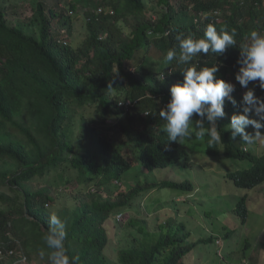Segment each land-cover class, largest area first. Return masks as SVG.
I'll return each instance as SVG.
<instances>
[{"label":"trees","instance_id":"obj_1","mask_svg":"<svg viewBox=\"0 0 264 264\" xmlns=\"http://www.w3.org/2000/svg\"><path fill=\"white\" fill-rule=\"evenodd\" d=\"M59 2L48 5L36 0L27 22L11 21L0 3V186L10 191L0 193V264L17 256L22 260L19 251L29 262L41 258L40 250L47 253L43 237L51 209L59 204V187L52 182L39 187L33 183L58 168L56 177L63 190L85 191L82 197L69 195L74 203L58 212L66 223L65 247L72 264H108L112 240L107 221L116 215L120 222L117 215L135 210L136 200L150 190L169 188L179 191L177 196L195 189L189 179L157 182L148 176V171L188 165L192 160L182 144L172 142L165 148L166 122L159 116L171 98V87L183 82L181 72L188 67L216 65V77L235 85L232 97L237 106L225 98L227 115L217 121L223 144H207L208 152L250 161L248 168L227 173L237 186L264 184V150L258 154L242 146L228 130L244 94L235 80L240 67L238 45L252 30L264 34V0H111V10L102 1L99 12H85L88 36L78 48L64 40L73 33V17L66 12L77 6L71 2L60 7ZM209 24L217 31L236 29L237 46L219 56L198 54L186 65L165 61L168 50L179 54L177 36L203 38ZM150 43L159 47V59L144 54ZM255 92L264 97L258 87ZM90 111L102 127L96 125L81 136L75 118L78 112L87 118ZM133 172L135 184L128 180ZM249 211L245 195L234 213L245 224ZM129 222L137 224L136 219ZM191 236L192 230L179 222L174 232L162 233L150 246L115 249L122 264H185L200 243H191ZM44 258L49 264L47 255Z\"/></svg>","mask_w":264,"mask_h":264},{"label":"rangeland","instance_id":"obj_2","mask_svg":"<svg viewBox=\"0 0 264 264\" xmlns=\"http://www.w3.org/2000/svg\"><path fill=\"white\" fill-rule=\"evenodd\" d=\"M45 1L48 5H52L60 0ZM102 1H105L104 6L107 9H113L112 4L109 3L111 0H61L59 2L60 7H69L71 2L77 6L74 12L71 9L66 12L73 17V33L66 35L69 38L64 40L76 48L83 45L88 36L85 12L88 10L99 12V8L103 6ZM0 3L8 11V18L17 22L29 21L36 6V0H0ZM12 5L14 6L11 8ZM147 15L155 20L158 19V15L152 11H147ZM143 52L149 57L153 56V59H159L161 56L159 47L154 43H150L148 51ZM246 90L244 88V92ZM256 95L258 96L257 93ZM85 112L87 113L86 110ZM88 113L89 116L86 118L78 112L75 118V130L81 136L85 135L86 130L96 125L102 127L95 114L92 111ZM111 121L109 118L107 123L112 125ZM249 131L253 132V129L249 127ZM261 131L264 133V129ZM182 145L190 152L192 160L187 163L188 165L174 164L172 167L154 169L148 171V176L157 182L164 179L178 182L189 179L195 189L189 194L177 196H175L179 193L177 190L152 189L136 200L135 210L131 209L125 214L122 213L119 217L120 222H117L116 215L111 217L107 221L112 240L106 254L108 264H122L119 260V252L115 248L150 246L162 233L174 232L179 222H184L187 228L192 230L191 243L200 242L187 255L185 264H250L251 262L264 264V184L255 188L240 187L227 174L235 169L248 168L250 161L213 155L208 152L205 139L186 140ZM248 149L260 154L264 150V141H257L256 146H248ZM2 163L0 161V168L3 166ZM60 171L58 168L46 177L35 179L33 183L35 187H39L41 184L48 185L52 182L55 188L59 187V204L51 209L55 215H58L61 208L74 203L73 200L68 199L69 195L72 197L85 195V191L79 193L63 190L64 185L56 177ZM131 174L128 180L135 184L136 172ZM114 189L118 191V187ZM4 192L10 193L6 186H0V193ZM245 195H248L250 211L247 223L243 224L240 217L234 213V207ZM131 219H136L137 224L131 225L129 222ZM115 223L120 225L114 227ZM140 227L143 229L141 230ZM206 239L213 240L206 242ZM22 252L18 253L22 260H19L17 256L8 260L7 263L47 264L44 257H35L29 262L25 258L26 254ZM1 256L2 254L0 258Z\"/></svg>","mask_w":264,"mask_h":264},{"label":"clouds","instance_id":"obj_3","mask_svg":"<svg viewBox=\"0 0 264 264\" xmlns=\"http://www.w3.org/2000/svg\"><path fill=\"white\" fill-rule=\"evenodd\" d=\"M167 35V33L165 34ZM236 29L222 27L219 31L213 24H209L203 38L194 39L191 35L187 38L177 36L179 41V54L175 49L167 51L164 57L166 62L174 59L181 65L188 64L198 54L210 52L219 56L228 48L237 46ZM239 46L240 65L235 75L239 85L247 89L239 105L240 112L231 115L228 130L235 140L240 138L242 146H252L257 141H264V97L256 95L255 87L264 91V34L257 30L250 31L246 42ZM218 66L188 67L181 73L183 82L171 87V98L166 108L159 112L161 120L166 123L162 130L167 135L168 142L165 148L169 149L172 142L182 144L187 141H202L208 137L209 146L222 145V135L217 127V121L226 117L225 98L235 107L237 101L232 97L235 85L218 79L216 73ZM164 79V77L162 78ZM255 82V87L249 84ZM109 85L108 89H111ZM198 117L197 119H193ZM251 127L253 132L247 131ZM247 150V147H244ZM66 223L58 215L49 217L47 234L43 237L47 253L40 250L43 258L47 255L49 264H72L67 254L65 241L67 239Z\"/></svg>","mask_w":264,"mask_h":264},{"label":"built area","instance_id":"obj_4","mask_svg":"<svg viewBox=\"0 0 264 264\" xmlns=\"http://www.w3.org/2000/svg\"><path fill=\"white\" fill-rule=\"evenodd\" d=\"M121 215H122L121 213L118 214V215H117V219H119V217H121ZM10 253H14V251H13V250H10ZM1 254H2V250H0V255H1Z\"/></svg>","mask_w":264,"mask_h":264}]
</instances>
